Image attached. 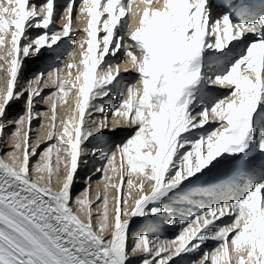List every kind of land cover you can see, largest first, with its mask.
I'll return each mask as SVG.
<instances>
[{"label": "snow or ice", "instance_id": "1", "mask_svg": "<svg viewBox=\"0 0 264 264\" xmlns=\"http://www.w3.org/2000/svg\"><path fill=\"white\" fill-rule=\"evenodd\" d=\"M58 8L59 0H0V264H182L202 249L188 264H264V159H255L264 157V10L244 0ZM74 9L86 26L72 41L78 63L65 66L75 59V47L61 48L77 35ZM45 52L53 62L21 83L26 62ZM122 71L135 78L117 90ZM70 95L72 115L57 122ZM12 104L20 107L9 116ZM49 110L46 138H33V121L43 128ZM121 128L130 134L114 148L89 146ZM97 156L103 162L81 177ZM95 173L103 189L93 196ZM205 194L201 212L178 218L174 209ZM162 217L180 225L175 236L144 223Z\"/></svg>", "mask_w": 264, "mask_h": 264}, {"label": "bare ground", "instance_id": "2", "mask_svg": "<svg viewBox=\"0 0 264 264\" xmlns=\"http://www.w3.org/2000/svg\"><path fill=\"white\" fill-rule=\"evenodd\" d=\"M78 16V15H77ZM60 26V25H59ZM134 26H135V22H134ZM74 28L77 30V35H75V36H72V37H70L69 39H67V40H65V41H63V43H62V45H61V47H63L64 48V50H68V49H70L72 46H73V44H72V41L75 39V38H77V39H79L81 36H82V33H81V29H83V24H82V22H81V17H79V19H78V21H77V17L75 16L74 17ZM33 34H35V33H33ZM77 45V49L75 50V53H74V56H75V59L73 60V58L72 57H67V60H66V65L68 64V63H70V62H72V63H78V61H79V59H80V57H79V52H80V48H79V46H78V44H76ZM122 57H124V55L121 53L120 55H118L117 57H115V59H113L114 61H123L124 60V58H122ZM31 59H29L28 61H30ZM27 61V62H28ZM34 61H36V60H33L32 61V63L31 64H34ZM0 63H2V61H0ZM39 64V63H38ZM45 64V63H44ZM36 65V64H35ZM48 65V64H47ZM65 65V66H66ZM33 66V65H32ZM31 65H30V67H32ZM125 66H129L130 67V65H124V64H121V69H123ZM47 66H42L41 68H46ZM32 68H29V69H24V72H23V75L21 76V83L24 81V79H25V77L28 75V74H30V73H32L31 71H33L34 69H36V67L35 68H33V70H31ZM65 71H66V73H65ZM65 71H64V75H66L67 74V68L65 67ZM75 72H73V77L75 76V74H74ZM67 76V75H66ZM65 78H67V77H65ZM135 78V73L134 72H130V73H123V71H122V74H121V76H120V83H119V88L117 89V90H120V89H122L123 87H124V85L125 84H127V83H129V82H131L133 79ZM0 79H4V77H3V75H0ZM5 81V80H4ZM0 82H1V80H0ZM4 87H5V84L3 85ZM0 88H1V86H0ZM52 90V87H51V83H50V81H49V85L45 88V93L44 94H46V93H48L49 91H51ZM223 94H226V93H222L221 95H223ZM106 101V104H108V105H110V106H112V107H115L116 106V104L118 103L117 102V100H114V99H106L105 100ZM75 103H76V101H75V99L73 98V96H69V99H68V104H66V105H61V107H60V112H59V114H60V116H59V119L58 120H63V119H66V118H68V117H70L71 115H72V109L75 107ZM49 104H50V102H49ZM40 107H45V108H49V105H38L37 106V108H40ZM19 111V107H18V105L17 104H12L11 106H10V108H9V110H8V115L9 116H13V115H15L16 114V112H18ZM50 110L48 111V114H47V116L44 118V121H43V124H44V127L43 128H38L37 130H38V132H39V135L41 136V137H45L46 138V133H47V131L49 130L48 129V125L50 124V119H49V117H51V115H52V113L50 112ZM58 112V111H57ZM46 120L47 121H49V123L47 122V124L45 125V123H46ZM57 120V121H58ZM37 120H34L33 121V123L34 122H36ZM36 124H38V122L36 123ZM213 127H215V125H212V124H210V125H207L206 126V128H208V129H211V128H213ZM12 129H6V132H10ZM130 129H127V128H121V129H118L115 133H106V134H104V133H102L100 136H98V137H96V138H94V139H92V140H96L94 143H93V141L91 140L90 141V143H89V146H92V145H97V146H100V147H102V148H104L105 150H109L110 149V147H111V144H112V142H113V140L114 139H118V140H120L122 137V139L121 140H123L127 135H129L130 134ZM109 134V135H108ZM33 136V135H32ZM117 141V140H116ZM5 150L4 151H7L8 149L7 148H4ZM0 155H2V153H0ZM97 161V162H96ZM95 164L96 165H99V164H101L102 162H103V157L102 156H97L96 157V160H95ZM89 167V166H88ZM88 169V168H87ZM87 169H84V170H82L79 174L80 175H82V174H84V172L87 170ZM111 173H109V175H110ZM100 176V174L99 173H95L94 175H93V178H92V180H98V177ZM113 182H116V183H118V178L116 179V180H114ZM84 183V181L83 182H81V181H79L78 182V186H77V190H79L80 189V186H81V184H83ZM80 184V185H79ZM94 189H95V191H94V194H93V196L95 195V192L97 191V190H102L103 189V182H100V183H95V186H94ZM112 194H114V193H110V195H112ZM191 201H195V200H191ZM200 204V203H199ZM206 205V204H205ZM203 207H204V205H203ZM182 208H183V206H182ZM180 213L181 214H184V215H182V216H180V218H184V219H190L191 218V216H187V213H188V210L187 211H185V209H181L180 210ZM162 220H163V218H161ZM141 221L140 220H137L135 223L138 225L139 223H140ZM156 222H163V221H160V220H157ZM226 222H228V221H225V223ZM144 223H147L148 225H153L154 224V226H152L151 227V229H150V231L151 232H153L154 230H156L155 228L157 227V226H159L158 224H156L155 222H153V221H147V222H144ZM163 225V223H161V225H160V227L159 228H161L160 230H161V232L159 231V233H161V234H159V235H167L168 233H170V232H168V231H166V228L165 227H163L162 226ZM134 231H135V229H134ZM157 235H158V233H157ZM215 246V242H212V241H209L205 246H204V248L205 249H211L212 247H214ZM201 251H203V249L201 250ZM196 254L194 253V254H191V256H192V258L195 256ZM198 255V254H197ZM199 256H200V254H199ZM183 259V258H182Z\"/></svg>", "mask_w": 264, "mask_h": 264}, {"label": "rangeland", "instance_id": "3", "mask_svg": "<svg viewBox=\"0 0 264 264\" xmlns=\"http://www.w3.org/2000/svg\"><path fill=\"white\" fill-rule=\"evenodd\" d=\"M73 47H75V46H73ZM72 47V48H73ZM75 49H76V47H75ZM51 58V57H50ZM33 60H35V59H31L30 61H28V62H26V64H25V68H32L31 70H33V68H37V66H35V63L36 62H38V61H34V64H31L32 63V61ZM66 60H67V58L66 59H64V61H63V63H64V65H66ZM53 61V59H50V60H46V59H41V62L39 63V64H37V65H40V66H42V63L44 62L45 64L47 63V62H52ZM30 65L32 66V65H34V66H32V67H30ZM39 68H41V67H38V69ZM38 69H34L33 71H31L32 73H34V72H36ZM65 71V70H64ZM73 72H75L76 73V70L75 69H73L72 70ZM32 73H30V74H28L25 78H27L28 76H30ZM65 73H66V71H65ZM64 72H62L61 73V75L65 78V77H67L66 75H64L65 74ZM74 73V74H75ZM1 80V82H0V86H1V88H4V84H5V79H0ZM23 83V82H22ZM52 91V90H51ZM50 92V91H49ZM48 93H46L45 95H47ZM68 99H69V97H68ZM118 102V101H117ZM60 107H61V105H59ZM58 106V108H57V120L59 119V116H60V114H59V112H60V107ZM18 107H20L19 105H18ZM41 108H45V107H40V108H37L38 110H40ZM45 109H48V108H45ZM51 112V111H50ZM49 112V113H50ZM59 115V116H58ZM43 121H44V119H43ZM38 122V124H36ZM47 122L49 123V121H47L46 120V123H45V125L47 124ZM57 122H59V120L57 121ZM41 123V121H39V120H37L36 122H34L33 123V130H32V133H31V135H33L32 137L33 138H35L36 136H37V134L39 133L38 132V130L40 129L38 126H39V124ZM39 128V129H38ZM9 129H12L11 127H9ZM38 129V130H37ZM11 132V131H10ZM106 133H109V132H104V134H106ZM109 135V134H108ZM123 138V137H122ZM117 140V141H116ZM121 140V139H120ZM120 140H118V139H114L113 140V142H112V144H111V147H110V149H112V148H114V145L116 144V143H119L120 142ZM45 145H43L42 144V147H44ZM5 150V149H4ZM97 162V161H96ZM95 162V163H96ZM95 166H97L96 164H94L93 166H89L88 167V169L86 170V171H94V168H95ZM85 171V172H86ZM85 172H84V174H82V175H80L81 177H83L84 175H85ZM110 175H113L112 173L110 174ZM94 179V178H93ZM100 180V176L98 177V180H92V194H94V191H95V189H94V186H95V183H97L98 181ZM81 182H83V180L81 179L80 180ZM80 185V184H79ZM77 186H78V183H77V185H76V188H77ZM83 186V184H81V186H80V188ZM112 195H114V194H112ZM112 195H110V197L112 196ZM163 218V217H162ZM160 221H163L162 219L160 220ZM147 222V221H146ZM140 223H142V222H140ZM139 223V224H140ZM155 223L156 224H161L160 222H156L155 221ZM138 224V225H139ZM164 224V223H163ZM164 225H166V224H164ZM178 225V224H177ZM177 225H175L176 226V228H173V227H170V226H163V227H165L166 228V231H168V232H170V233H168L167 235H165V236H163V237H165V238H171V237H173V236H175L178 232H179V230H180V225H179V227L177 228ZM174 226V227H175ZM158 227H160V226H158ZM167 227H168V229H167ZM150 229H151V227H150ZM156 230H157V227L155 228ZM172 229H177V230H172ZM156 230H154L152 233L153 234H156L157 235V233H156ZM160 232H161V230H160ZM213 248V247H212ZM196 255L192 258V256H191V254L190 255H187V256H184L183 257V259H182V264H188V262L189 261H191L192 259H195V258H198L199 257V254L201 255L202 254V251L201 252H197V253H195ZM198 254V255H197Z\"/></svg>", "mask_w": 264, "mask_h": 264}]
</instances>
